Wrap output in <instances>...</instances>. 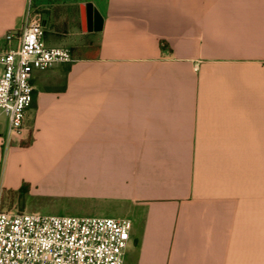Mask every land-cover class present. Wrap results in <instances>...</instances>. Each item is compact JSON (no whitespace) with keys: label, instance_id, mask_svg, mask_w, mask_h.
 <instances>
[{"label":"crops","instance_id":"0c3cea01","mask_svg":"<svg viewBox=\"0 0 264 264\" xmlns=\"http://www.w3.org/2000/svg\"><path fill=\"white\" fill-rule=\"evenodd\" d=\"M36 18L73 61L0 117V200L129 219L124 264H264V0H0V55Z\"/></svg>","mask_w":264,"mask_h":264},{"label":"built area","instance_id":"2783aa9c","mask_svg":"<svg viewBox=\"0 0 264 264\" xmlns=\"http://www.w3.org/2000/svg\"><path fill=\"white\" fill-rule=\"evenodd\" d=\"M34 19L0 55V117L7 133H21L33 102V71L73 61L67 47H47ZM129 219L77 217L0 209V264H124Z\"/></svg>","mask_w":264,"mask_h":264},{"label":"rangeland","instance_id":"374dc122","mask_svg":"<svg viewBox=\"0 0 264 264\" xmlns=\"http://www.w3.org/2000/svg\"><path fill=\"white\" fill-rule=\"evenodd\" d=\"M69 191H62L61 189H54L50 196L56 197H27L26 195L20 200L11 196L10 194H4L2 201L0 200V209L12 210L15 212L25 213H37V214H53L58 215L59 203L58 198L67 197L66 193Z\"/></svg>","mask_w":264,"mask_h":264},{"label":"water","instance_id":"95a60500","mask_svg":"<svg viewBox=\"0 0 264 264\" xmlns=\"http://www.w3.org/2000/svg\"><path fill=\"white\" fill-rule=\"evenodd\" d=\"M82 12L85 9L86 10V14H87V18L86 20H84L82 18V25L85 24V22L88 25V30L94 29L95 31L100 29V24H101V18L99 16V14L97 13V11H92V5L90 3H87L85 5H82ZM92 12V18L90 17V14Z\"/></svg>","mask_w":264,"mask_h":264},{"label":"trees","instance_id":"16d2710c","mask_svg":"<svg viewBox=\"0 0 264 264\" xmlns=\"http://www.w3.org/2000/svg\"><path fill=\"white\" fill-rule=\"evenodd\" d=\"M27 192H28V185L23 184L17 191H7L4 194H10L11 196L15 197L16 199L21 200L27 194ZM1 201H2V197H1Z\"/></svg>","mask_w":264,"mask_h":264}]
</instances>
